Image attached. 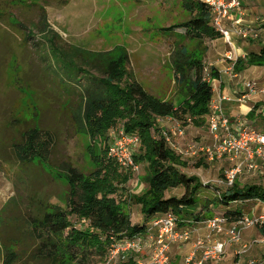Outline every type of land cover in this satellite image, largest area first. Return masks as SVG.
Returning <instances> with one entry per match:
<instances>
[{
	"label": "rangeland",
	"instance_id": "obj_1",
	"mask_svg": "<svg viewBox=\"0 0 264 264\" xmlns=\"http://www.w3.org/2000/svg\"><path fill=\"white\" fill-rule=\"evenodd\" d=\"M187 18L179 0H0V264L4 244L18 251V264H34L30 251L35 241L29 222L31 217L41 216L51 207L69 209L71 194L65 173L68 166L84 173L94 168L103 173H117L118 177L111 179L116 203L129 212L132 223L144 225L146 217L132 198L146 189L143 177L148 163L136 162L137 171L109 164L107 147L111 132L123 126V121L101 135L91 134L78 118L82 115L79 107L84 101L86 75L66 64L71 60L86 70L83 59L91 53L117 55L122 50L128 57L125 64L128 75L151 93L178 103L181 96L174 84L169 58L176 39L189 49L194 43L182 39L183 30L175 29L177 34L172 35L162 28ZM204 66L210 71L207 60ZM172 121L158 118L160 133L155 135L168 136L174 152L186 162L178 169L197 177L210 195L226 189L227 173L239 164L233 183L239 187L264 188V165L260 159H255L257 168L250 169L243 162V154L209 159L208 153L198 150L208 148L214 152L217 147L207 119L201 126L180 125L182 134L177 122ZM252 125L264 133L260 118ZM34 126L52 136L47 162L40 155L26 160L16 154L25 133ZM120 172L127 174L126 180L120 178ZM182 193L183 188H177L171 194ZM200 201L196 211L210 212L212 216L224 213V207L209 204L203 207L207 200L201 197ZM235 207L250 218L261 212L257 209V213H251L252 202L234 203L231 209ZM71 221L73 226H81L76 216ZM205 222L185 226L190 230L187 242L193 233L197 237L206 235L200 238L199 247L224 239L212 233L207 243L209 230ZM231 225L225 223L222 231L215 234H226ZM246 227L250 226L241 227V231ZM244 244L238 254L246 251ZM148 256L149 251L141 252L127 261L118 259L115 264H133L135 258L147 260Z\"/></svg>",
	"mask_w": 264,
	"mask_h": 264
},
{
	"label": "trees",
	"instance_id": "obj_2",
	"mask_svg": "<svg viewBox=\"0 0 264 264\" xmlns=\"http://www.w3.org/2000/svg\"><path fill=\"white\" fill-rule=\"evenodd\" d=\"M179 2L188 18L162 28L172 35L177 34L175 29L183 30L182 39L194 43V47L189 49L176 39L169 58L174 84L181 96L178 103L151 93L140 81L128 75L125 69L128 57L122 50L117 55L91 53L83 59L86 70H81L71 60L66 66L86 75L87 83L82 94L84 101L79 107L82 115L78 118L91 134L101 135L116 122L123 121L124 130L136 133L140 138V151L137 153V149L133 157L135 162L148 163L143 177L146 189L132 200L140 204L146 218L170 211L177 217L179 225L186 226L214 216L210 212L196 211L201 205L197 194L203 184L197 177L178 169L186 162L174 152L165 135H155L160 133L156 121L170 117L181 126L205 123L212 87L204 79L206 46L203 41L206 37L220 34L212 26L211 8L203 0ZM250 65H264V46L259 52L238 57L233 70L239 72ZM209 73L211 78L216 74L212 68ZM72 76L75 75L72 73ZM24 137L16 149L18 158L32 160L40 155L47 162L52 136L34 126ZM110 160L109 164L117 168L118 164ZM65 173L71 194L69 209L51 207L41 216L31 217L29 222L30 234L35 241L30 251L34 264H99L108 255L112 240L145 233V224L132 223L129 212L116 203L111 179L118 177L117 173H103L99 168L84 173L72 166H68ZM126 175L119 173L122 180H126ZM178 187L183 188L180 196L166 195L167 190ZM248 201L264 203V188L258 185L239 187L233 183L224 191L215 193L214 199L206 201L203 207H208V204L214 208L222 206L225 210L221 216L225 222L235 223L244 214L240 207L231 209L232 204ZM73 216L80 219V227L73 226ZM4 247L2 264H18V251L5 244Z\"/></svg>",
	"mask_w": 264,
	"mask_h": 264
},
{
	"label": "built area",
	"instance_id": "obj_3",
	"mask_svg": "<svg viewBox=\"0 0 264 264\" xmlns=\"http://www.w3.org/2000/svg\"><path fill=\"white\" fill-rule=\"evenodd\" d=\"M203 1L211 8L212 26L231 47L224 53V58L229 61L235 60V49L231 41L232 32L225 25V20L232 9L237 10L240 13L239 15L242 16V0ZM234 31L245 38L257 35L255 30L246 29L241 26L235 27ZM204 79L209 82L211 81V75L207 68H205ZM258 92H264V88H260L256 81H248L245 84L244 91L238 97V101L243 102ZM222 100V96L212 97L207 114L209 131L216 138L217 147L214 152H211L208 148H199L198 150L208 153L209 159L222 157L224 154L231 155L233 158L237 157L238 154H243V162L250 169L257 168L255 163V159L257 158L264 165V133L258 131L253 126L245 124L237 126L235 132H233V125L224 113ZM178 128L180 134H182V127L179 125ZM165 138L172 147L167 135H165ZM139 145L140 138L138 134L126 132L123 126L117 127L111 132L107 147L108 158L114 160L121 167L137 171L139 165L134 161L133 153L136 152ZM240 166L241 164L237 165L227 173L226 185H232L234 178L240 170ZM205 223L209 230L207 234L209 238L212 233L222 231L223 225L226 222L224 217L219 215L206 220ZM259 224H264V215L252 218L244 216L241 220L232 223L226 231V238L222 241H214L205 247L202 259L197 261L196 264H205V261L211 259L216 261L222 260L224 258L225 247L228 243L241 242V227ZM145 226V233L125 237L120 240H112L108 255L99 264H115L118 259L127 261L133 254H139L143 251H149L147 260L135 258L133 264H172L169 254L170 246L173 243L187 241L190 238V230L185 226L180 227L177 217L170 211L153 216ZM249 246L244 244V250H247ZM191 263L192 257L188 256L185 258L183 264ZM248 264H264V259H251L248 261Z\"/></svg>",
	"mask_w": 264,
	"mask_h": 264
},
{
	"label": "crops",
	"instance_id": "obj_4",
	"mask_svg": "<svg viewBox=\"0 0 264 264\" xmlns=\"http://www.w3.org/2000/svg\"><path fill=\"white\" fill-rule=\"evenodd\" d=\"M242 8V16L239 15L240 13H238L237 10L232 9L228 18L225 20V25L230 28L232 32L231 41L235 49V60L238 57L244 58L245 55L250 52H259L261 47L264 46V0H242ZM238 26L245 27L246 29H253L256 31L257 35L245 38L234 31V28ZM203 43L206 46L203 63L207 60L210 64V69L212 68L216 72L210 81L212 97H223V110L233 125V132H235L236 127L240 124L253 126L252 124L257 118L261 119L262 126H264V92H258L243 102L238 101V97L244 91L246 82L253 80L257 82L260 88H264V65H250L242 71L235 72L233 70L235 60L229 61L224 58V53L231 47L221 35L206 37ZM164 118L170 119V117ZM172 120L174 119L171 118V121ZM172 122L175 124V120ZM179 125V123H176L177 127H179ZM164 132L166 131L164 130ZM175 189L177 188L167 190L166 195H172L171 193ZM208 192L209 190L206 188L199 189L197 198L200 199L202 197L204 200L211 201L214 199L215 194L210 195ZM248 202L254 204V208H251L252 214L257 213V209H259L261 210L259 215H264V203L255 201ZM246 203L247 202L244 204ZM150 219L151 218H146L144 224L146 225ZM228 224L232 223H227V225ZM179 226L181 227V225ZM213 234L215 236L222 235L221 237L224 239L227 236L225 233L215 234L214 232ZM205 236L204 234L203 237H197V235L195 236L193 233L190 242L182 241L173 243L169 250L171 263L183 264L185 258L191 256V264H196L204 253L205 246L199 247L201 246L199 241L201 240L200 238L203 239ZM208 242L209 238L207 237V243ZM244 243H250L249 249L244 253L238 254ZM225 254L224 259L221 261L211 259L204 263L248 264L250 259H264V224L244 228L241 231V242L228 243L225 247Z\"/></svg>",
	"mask_w": 264,
	"mask_h": 264
}]
</instances>
